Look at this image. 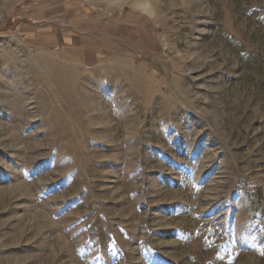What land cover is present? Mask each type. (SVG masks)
<instances>
[{
	"label": "rangeland",
	"instance_id": "rangeland-1",
	"mask_svg": "<svg viewBox=\"0 0 264 264\" xmlns=\"http://www.w3.org/2000/svg\"><path fill=\"white\" fill-rule=\"evenodd\" d=\"M0 264H264V0H0Z\"/></svg>",
	"mask_w": 264,
	"mask_h": 264
}]
</instances>
